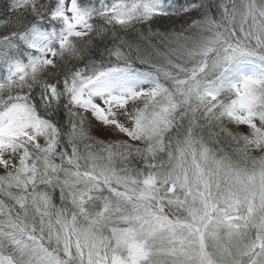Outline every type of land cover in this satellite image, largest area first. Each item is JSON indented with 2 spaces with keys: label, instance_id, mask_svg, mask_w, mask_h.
<instances>
[{
  "label": "snow or ice",
  "instance_id": "1",
  "mask_svg": "<svg viewBox=\"0 0 264 264\" xmlns=\"http://www.w3.org/2000/svg\"><path fill=\"white\" fill-rule=\"evenodd\" d=\"M0 264H264V0H0Z\"/></svg>",
  "mask_w": 264,
  "mask_h": 264
}]
</instances>
